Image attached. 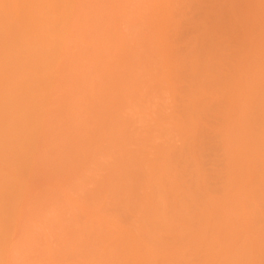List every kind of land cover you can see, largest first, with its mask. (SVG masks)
Returning <instances> with one entry per match:
<instances>
[{"label": "bare ground", "instance_id": "obj_1", "mask_svg": "<svg viewBox=\"0 0 264 264\" xmlns=\"http://www.w3.org/2000/svg\"><path fill=\"white\" fill-rule=\"evenodd\" d=\"M173 1L175 2V5H177L176 3L178 2V0H0V153L4 154L3 152H5L4 148H3L4 150L1 152V149H2L1 146L3 147L5 145L3 142L7 141V139H8V142H6L8 146H9L11 141H13L11 144H14V141L16 139H18L20 136L19 132L21 131V129L22 130L25 129V131H23L25 133L28 129L32 130V131H30V130L27 131L28 132L27 137H25L26 135H22V136H23V138L25 137V140H23V141H25L28 144L32 143V145H33V143H36L35 139L37 138V137L35 138V133L37 134V132H39L43 128L42 127L40 130H38L40 128V125H42L41 122H43V126L45 124H47L46 126H48L47 127L48 129H46V131L49 130L48 124H50L51 126H50L49 131H51V128L55 127V125L57 123V122H55V119L56 120L59 119L58 122H62V124H66V121L68 120L69 116L72 117L73 112L75 110L77 111L80 108V106L82 108L84 107V110L86 108L88 110H90L89 113L87 112V110H85L86 114L87 113L91 114L90 113L91 111L92 112L94 111V113L96 112L95 114H97V113L99 114V116L98 115L95 116L92 113V116L93 115L95 116L94 121H97L96 118H98V120H99V118L102 120V117H104L103 114H105L106 112L101 114L102 111L97 110L98 106L99 107L102 106L101 104H99V103H101L100 100L104 101L106 99H110V103H111L113 96L109 97V98L106 97L104 99H102V98L100 99V97H102L103 94L101 95L100 91H98V92L96 91V88H97L96 87V81H97V83L99 81L96 79H97L98 74L101 73L99 71L100 70L99 68L101 66H104V64H106L107 62L109 63L108 56H110V58H111L110 60H112V62H113V58H114V60H118L116 57H119V60L117 62H119V64H121L122 67L124 65L127 67L126 64H128L130 61H133L134 55L132 52L134 51L136 46H138L137 47L138 49H140L139 47H141V49L143 47V49L145 48L144 52L147 51V53H149V56H151V54H153L155 56L154 62L156 61V58L160 60V62H159V60L157 61V62H159L158 64L161 65V67H160L161 70H159V71L164 72L168 76L169 75L168 64H169V56H170V54H169L170 53L169 52L170 42L169 41L171 40V39L169 40L168 30L171 29V28H169V27H171L170 22H174L173 21V20H175L174 18H176V20L179 19V18H177V15L173 18V15H172L173 14L172 12H174V9H173L174 2ZM260 1L263 2V0H234V2L231 4L232 1L229 0V6L228 7L230 8V4H231V9H227L228 8L227 6H226L227 8H225L226 10L232 11L231 15H230L231 16L230 19H228V22L225 21L224 23L226 24V23H229V21L231 22V24L230 23L229 24H230V26H232V29L230 30L231 32L230 31H228V32L231 33V34L229 33L230 34L229 35L230 41L231 40H233V41L228 42L227 39L226 40L222 39V42L227 41L230 44H226L227 42H225L223 44H225L226 46L230 45L231 48H232L231 45L235 44V47L237 48V49L236 48L235 49H236V51L238 50V52H237V62H238L237 64H238V66H237V69L235 72V74H237V78L235 80V83H233L232 94L228 98V101L226 102V106L228 103V106H227V109H228L227 114L229 115L228 117L236 116V119H237L236 124H238V128L236 129L237 130V134L235 137L236 142H234V143H236V145L238 144L239 149L237 150V152H233L232 148L228 146V144L229 145L234 144V143L230 144V139L233 140L234 137L231 138V136H229L226 132L225 140L228 141L227 142L228 144H226V145L230 149V150H228L229 154H227L228 158L230 159V162L228 161V164H230V167H229L230 170L228 169V172H230V174L228 175L229 189H228V192H227L225 199H223V200L221 199V201H218V202L215 201V203L213 202V204L210 203L211 206L210 205L207 206L208 204L205 205V207L206 206L208 207V211L206 212V215L205 214L203 215L204 219L202 221L196 219V217H198V216H193V217H195V220L200 222V223L198 222L200 225V227L198 228V231L193 232V239L196 241L197 244L199 242V244H198V247H196V249L194 250L195 252L191 251L190 253H186V255L188 254V257H189V254L190 255L195 254L192 257L196 256L197 258H195L196 263H195V261H192L194 259L189 258L192 260H190V261L186 260V264L190 263L191 261L194 264H239V262L242 263L243 259L244 260H245V258L248 259V257L250 259V255L252 257L255 254V248L254 247H256V246H254L255 245L253 242L254 240H252V238L249 235H245V237H241L239 230L240 231L242 229L245 230L248 227L245 219L243 218V212H244V205H243L244 189L243 188L244 187L241 184H242V180H244V178H245V177L243 178V176L251 171L250 158L246 153L250 151V149H249L250 148L249 138L251 136L250 131H251V128L253 125L252 118H254L255 116H258L259 113L264 114V95H263L264 93H262V96H259V94L261 93V91H263L264 88L262 86L261 87L263 89H261V87L257 88V86H259L260 84L262 85V83H264V52H263L262 48H260L262 45L264 46V6H262L264 4L261 5ZM172 9H173V11H172ZM224 12H225V10H224ZM221 14H219V15H221ZM228 14H230V13H228ZM224 15L227 16L226 13H224ZM121 17H123L125 19V20L124 19L121 20L122 23H123V21H125L123 24V26L125 25L124 28L122 27V24L120 21ZM176 24H175V27H176ZM172 25H173V23H172ZM223 27H222V29H223ZM172 28L174 29L173 26H172ZM228 28H229V25H228ZM177 29H178V27H177ZM177 29H176V31H177ZM171 32L173 33V31L170 30V33ZM172 33L170 34L171 36H172ZM170 38H172V40H173V36ZM222 42L220 41V45ZM223 44H222V46H223ZM175 47H176V44H175ZM112 49H115L113 54H112V51H113ZM136 49H135V51H136ZM232 50H233V48H232ZM141 51H143V50H141ZM147 53H144V58H143L144 61L146 59L145 56ZM139 54H140V52H139ZM139 54H138V56L140 57L141 54L140 55ZM138 56H137V59L139 58ZM147 56H148V54H147ZM106 57H107V59H106ZM143 59H142V63L141 62L140 63L143 64V66H144ZM121 60H123L122 62L124 63V65L122 64V62H120ZM108 63H107V65H108ZM140 63H138L139 67H140ZM151 64L152 63H150V65L148 64V66H151ZM162 64H163V68H162ZM107 65H105V66L107 67ZM143 66L141 65V67H143ZM111 67L113 68L112 71L114 72V66H111ZM111 67L108 68V70L111 69ZM160 68H158V69H160ZM164 69H165V71H164ZM101 71L103 72L104 70H101ZM113 72H110V74L112 75ZM146 72H148V70H146ZM152 72H154V71H152ZM155 72H157V71H155ZM150 73H151V71H150ZM150 73L148 72V74H150ZM161 73H159V75H161ZM164 73H163V75H164ZM103 74H105V73H103ZM103 74H102V76H104V77L102 79H104V78L106 79L108 77L107 81L104 79L103 80L104 82H102L104 85L103 88L105 90H107V89L109 90V84L112 83L111 79H113V76H111L110 74L108 75V73H107L108 76H106V74L105 75H103ZM102 76H100V79ZM109 76H111V79H110L111 82H108L109 81L108 79L110 78ZM150 78H151V75H150ZM161 78L162 77H160V79ZM46 80H53L54 83L55 82L57 83V81H58L59 82V84H58L59 87H57L58 89L57 88L55 89L56 86L53 85L55 90L50 91L52 89L50 87L51 83L49 84V83L44 82ZM162 80H165V83H168L169 78H167V80H166V77H164ZM154 81H155V79H154ZM159 82H161V81L159 80ZM102 83H101V85H102ZM162 85H163V83H162ZM166 85L168 86V88L170 87L169 84H166ZM111 87H113L112 84H111ZM103 88H101L102 91H103ZM53 91H54V93H53ZM110 92H112V90ZM85 93H89V95L91 96V99L89 98L90 100L88 99V97H85V95H84ZM97 93H98V95H97ZM105 93H104V95H105ZM51 94H56V95H51ZM107 94H111V93H107ZM157 94H158V92H157ZM41 95L45 98L42 99ZM46 95H50L52 97L58 95V102H57L58 105H57V107L54 106V105H56L55 101H57L56 97L54 99L55 103H51L52 99H50V97H49V99H50L49 102L51 103V104L49 103L50 109L48 110L47 107H45V110L47 109V111L39 112V111L44 109L43 108L44 104L42 105V108H41V106H40L41 103H39V104L37 103L39 101L36 102L37 105L34 103L35 99H37L36 97L40 96L41 98L39 97V99H41V100L45 99L46 101L43 103H46L48 100L46 98L47 97ZM108 96H110V95H108ZM258 96H259L260 100H258ZM151 99H152V97H151ZM95 100L96 101L98 100L97 104H95L96 103ZM40 102H42V101H40ZM107 102H108V100H107ZM154 104H155V101H154ZM38 105L41 108V110H38V113H37L38 116L35 114H34L35 116L34 115L30 116L29 113H31V112L35 113V110L37 108H39ZM104 105H105V107H104ZM106 105L109 106V103L103 104L104 108L101 107L103 109V112L105 111L104 109H107ZM47 106H49V105H47ZM51 106H54L53 108H55V109H53V110H55L57 112V113H55V111H54L53 112L54 115L58 114L57 115L58 117L57 116H55L56 118L54 117L55 119L50 118V115L52 114V113H50L51 112ZM256 106H257V109H256ZM33 109H34V111H33ZM95 110H97L98 112ZM26 113L28 114V116L25 115ZM39 113H41V114L39 115ZM76 113H78V112H75L74 114H76ZM81 113H82V111H81ZM107 113H109V112L107 111ZM147 113H149V112H147ZM74 114H73V116H74ZM24 116H26L28 118L30 117V122H31V117L32 118L35 117L36 118L34 120L35 122H31L32 124L33 123L34 124L30 125L31 123L29 122V119H27ZM80 116H83V115H80ZM89 116L91 117V115H89ZM74 118H75V116H74ZM79 118L80 119H78V120H82L81 117H79ZM86 118L84 120H86ZM46 119H48V120H46ZM91 119H92V122H94L93 118H91ZM91 119L88 121L90 122ZM106 119L109 122V119L108 118H106ZM101 120H99L98 122H100ZM44 121L46 122L45 124H44ZM53 121H54L55 125L52 126ZM102 121H104V120H102ZM69 122H72L71 119H69ZM78 122H80V121H78ZM78 122H77V124H78ZM101 122H100V124L102 126H104L103 125L104 122L103 123H101ZM38 123H40V125ZM67 123H68V121H67ZM73 123L74 122H72V124ZM94 123H96V122H94ZM62 124L60 127H63V129L68 127V126H65ZM85 124H88V123H86V121H85ZM67 125H70V123H68ZM37 126H39V127H37ZM56 126H58V124ZM77 126H80V125H77ZM70 127H71V125H70ZM75 127H76V123H75ZM91 127H89V128H91ZM19 128H21V129H19ZM55 128H57V127H55ZM55 128L52 129V130H54L53 133L55 131H58L57 129L55 130ZM82 128H80V129H82ZM92 128L94 129L95 127H92ZM104 128H105V126H104ZM107 128L108 127H106V129ZM13 129H14V131L19 133V134H17L15 132V137H16V135H18V138L16 137V139L12 138L14 136V134H13L14 131H12ZM58 129H59V127H58ZM72 129H75V128H72ZM106 129H103V130L108 132V130H106ZM18 130H20V131H18ZM44 130L42 129V131H44ZM75 130H77V129H75ZM96 130H94V131H96ZM99 130H100V127H99ZM101 130H102V128H101ZM34 131H35V133H34ZM102 131H98V132L105 135L104 133H102ZM109 131H111V130H109ZM23 132H21V133H23ZM58 132H62V131H58ZM64 132H62V134H64ZM72 132L78 133V131L76 132L74 130ZM72 132H68L69 133V135L67 134L68 138H69V136L72 137V134H70ZM49 133L51 134V132H49ZM55 133H57V132H55ZM11 134H13V136L9 137ZM43 134H42V136H43ZM47 134H48V132H47ZM58 135H61V134L59 133ZM78 135L80 137L81 134L79 133ZM107 135H109V134H107ZM107 135L105 137H107ZM42 136L39 135V137H42ZM45 136H47L46 138H48V135H45ZM52 136H54V135H52ZM85 136H87V135H85ZM88 136H89V134H88ZM95 136H96V134H95ZM99 136H100V134H99ZM60 137H57V139L63 138V140H65L67 138V137H64V135H61ZM75 137H76V139H75ZM79 137L74 135V137H72V139L74 138L75 142L74 143L72 142L74 140L71 141L72 145L74 144L77 146L76 147L77 150H75V151L73 150L74 149L73 147H75V146L70 147V148L72 150V154L77 151L80 155L79 157H81L82 150L84 152V148H86L87 145H86V147L84 146V148H83L82 145H80L82 143L81 142L82 140L80 141ZM10 138H12V140H10V142H9ZM20 138H22V137H20ZM49 138H51V137H49ZM86 138H88V137H86ZM110 138H112V137L110 136ZM235 138H234V141H235ZM92 139H90V142H93ZM108 139H106V140H108ZM39 140H41V138H39ZM61 141L62 140H60L59 142H61ZM110 141H112V140L109 139V142L107 141L108 144H110ZM42 142H44V141L42 140ZM53 142H55V140ZM53 142L51 141V143H53ZM65 142H66V140L64 141L63 144H65ZM86 142H88V141H86ZM90 142L88 144H90ZM56 143H58V141H56ZM167 143H169L168 139H167ZM11 144H10V146L12 147ZM28 144L26 146V145H24V142H23V146H26V149L24 148L26 151L24 149H22L23 151L19 149L21 154H22V152L23 153L26 152L27 154H29L31 151L27 150L28 147L34 148V147H32V145L28 146ZM45 144H47V143L45 142ZM165 144H166V142H165ZM19 145H20V143H19ZM65 145H67V144H65ZM79 145H80V147H82L81 148L82 150L78 148ZM83 145H85V142L83 143ZM38 146H40V150H41L42 146L37 144V147ZM47 146L54 148V146L52 147V144L47 145ZM55 146H57V145L55 144ZM88 146H91V145H88ZM164 146H166V145H164ZM4 147H6V146H4ZM16 147H17V145H16ZM16 147H14V150L16 149ZM58 147H59L58 153L54 152L55 155L58 154L60 156V154L62 152L64 153V151L69 150V148L67 149L66 148L67 146H65L64 148H66V150L59 153L61 146L59 145ZM105 147H108V145ZM7 148H8L7 150L9 151L10 147H7ZM89 148L90 147H88L86 149H89ZM38 149H39V147H38ZM78 149L81 151H79ZM7 150H6V152H7ZM17 150H18V148L16 149V151ZM35 150H33V151H35ZM42 150L40 151L41 153L43 152ZM61 150H63V147L61 148ZM71 150L69 151L70 153H71ZM91 150H94V149H91ZM96 151L97 150L93 151L92 153H95ZM101 151H103V150L101 149L100 151L96 152L97 155H98V153L100 154ZM47 152H50V151H48V149H47ZM52 152H53V150H52ZM11 153H13L15 155L19 154V156H20L19 152L14 153L12 150ZM39 153H37V154L40 155L41 153L40 154ZM65 153H67V152H65ZM105 153H107V152H105ZM13 154H11V156L15 157V155L13 156ZM27 154L26 155L22 154L23 157L18 156L17 159L22 157L23 159L26 158V160H28ZM35 154H36V152L34 153V156H37ZM44 154L45 153H43V156H44ZM77 154L76 155L74 154L73 158H75V156H77ZM84 155L87 156L86 153H84ZM84 155H83V159H84ZM29 156H30V154H29ZM34 156H32V157L34 158ZM48 156H47V159H48ZM12 157L10 160H12ZM92 157H93V154H92ZM22 158L19 160H22ZM40 158L45 159V156L44 157L41 156ZM40 158H38V159H40ZM102 158H105V157H102ZM155 158L153 160L154 163H155ZM6 159L8 160V162L10 161L9 158H6ZM35 159L36 158L32 159L31 161L33 162V160H35ZM69 159L71 160L72 157H69ZM81 159L82 158H80V160ZM0 160H1V162L3 161L2 158ZM14 160H16V159H14ZM58 160H59V164H60L62 161L60 162V158ZM58 160L54 159L55 163H57L56 161H58ZM70 160H68L69 163H71L73 165V162L72 161L70 162ZM75 160H76V158H75ZM84 160H82V161H84ZM31 161L28 163L27 161L23 160L22 162H27L28 165L30 166L32 163ZM36 161L38 162L37 159H36ZM49 161H50V163H48ZM49 161L45 160V162H43L40 160V162L39 163L36 162V164H35V162H33V165H35V168L36 167L38 168V166H36V165H39L42 162V164L45 163L44 166L46 169V163L51 164L50 166H52V163L54 162V161L53 162L51 161V158L49 159ZM64 161H63V163H65V162L66 163L65 164L62 163L63 164V165L61 164L62 167L64 165L65 166L68 165V162L67 161L64 162ZM153 161H149L148 164H151V162H153ZM22 162H19L20 166H22L21 165ZM2 163H3V165L1 164L2 167L4 166V163H5V165H7V162H2ZM14 163H16V162H14ZM14 163L12 162L11 164L13 165ZM19 163H17V165H19ZM74 163H75V161H74ZM84 163H86V162H84ZM23 164H25V163H23ZM99 164H97V165H99ZM148 164H146V165H148ZM28 165L26 164L25 166H28ZM94 165H96V164H94ZM97 165L95 167H99ZM29 166L27 169L34 167V166H32V167L31 166L29 167ZM54 166L56 167V165H54ZM76 166H78V165H76ZM4 167L6 170L7 169L9 170L15 166L8 168L9 166L7 165ZM68 167H70V164H69V166H67V170H68ZM116 167L117 166H115V168ZM163 167H164V165L162 166V168ZM19 168H21V167H19ZM22 168H23V166H22ZM71 168H73V166H71ZM85 168H87V167H85ZM120 168H121V166H120ZM164 168H166V167H164ZM27 169H23V170H25L28 173ZM51 169L54 170L55 168H51ZM97 169L98 168H96V173L98 172ZM117 169L120 171L119 167H117L115 169V171L113 169L110 170V168H109V170L112 172L113 171L117 172L116 171ZM140 169H142V168H140ZM153 169L154 168L151 167L149 170L152 171V173H153V171H155ZM31 170L32 169H30V171ZM33 170H34V168H33ZM35 170H37V169H35ZM41 170L43 171V169H41ZM79 170H82V169H79ZM128 170H130V168ZM3 171H5V170L0 169V174L2 176L4 174L5 177H2L0 175L1 176L0 179L3 180V178H4V180L6 179L7 181H9L10 179L11 180H10V182H6V183H3V181L0 182V186L3 183L5 185H7V187H9L8 184H11V182L14 183L16 179L17 180L20 179V178H17L18 174H16L15 171H14V173H12V172L6 173V171L5 172H3ZM10 171H12V170H10ZM30 171H29V173H30ZM64 171H66V170H63L62 173ZM83 171H84V169H83ZM94 171H95V169H94ZM125 171L128 172L129 174L123 173L124 174L123 176L124 177L129 176L130 172L127 171V169ZM23 172L20 174L24 175ZM31 172L35 173V171H31ZM85 172H86V170H85ZM112 172H110V173L112 174ZM121 172H123V170ZM137 172L138 171H136V173ZM73 173L71 172V174H73ZM77 173H78V171H77ZM77 173H75V174L77 175ZM156 173H154V174H156ZM161 173H165V172L163 171ZM161 173H159V174L161 175ZM15 174L17 176H15ZM31 174H33V173H31ZM75 174H74V176H75ZM90 174H91V172H90ZM134 174L135 173L133 172L130 177L133 178ZM142 174H143V172H142ZM150 174H151V172L146 174V176H148ZM159 174H156L155 175L156 178L155 179L153 178V180L155 182V180H157V178H158L159 183H161V184L158 183V185L160 186L159 190L161 192L162 191L165 192L167 189V188H165L166 185H164V183H162V181L160 182V180L162 178L161 176L164 177V175L162 174L160 176ZM42 175H43V173H42ZM54 175H56V174H54ZM84 175L87 176L88 175L87 172H86V174L84 173ZM135 175L138 176L137 174H135ZM139 175H140V173H139ZM171 175H173V174H171ZM51 176L53 178V175H50L48 177H51ZM78 176L80 177V173L78 174ZM78 176H77V178H78ZM113 176H115V175H113ZM108 177H109V175H108ZM108 177L105 179L108 180ZM152 177H153V175L151 174L150 178H152ZM173 177L175 178V176H173ZM52 178L51 179L48 178V180H50L49 182H51ZM88 178L85 177L83 179H85V181H86V179H88ZM90 178H92V176H90ZM121 178H122V176H121ZM37 179L39 180V178H37ZM73 179L75 180V178H73ZM83 179H81V181H80L81 183H79V185L82 184ZM92 179L95 180L96 183L99 182L98 179H94V178H92ZM105 179H104V182H105ZM113 179H109V180L111 181V183L114 184L116 181L114 182ZM145 179H147V178H145ZM149 179H148V181H149ZM169 179H171V178H169ZM33 180H35V179H33ZM44 180H46V179H44ZM44 180H42L43 183H44ZM134 180L137 181L138 179H136V177H135ZM141 180H143L144 183H146L145 182L146 180H144V179H141ZM175 180H172V181L178 182L176 178H175ZM77 181H75V182H77ZM87 181L89 182V180H87ZM91 181H90V183H91ZM95 181L93 183L95 185H98L95 183ZM143 181L141 183H143ZM158 181H156V182H158ZM27 182H28V180H27ZM31 182L32 181H30V183ZM63 182H64V180H63ZM78 182H77V184L72 182L73 183V184L71 183L73 185L72 188H70V187L65 188L66 187L65 183H64L65 187L58 185L56 188H54V189H56L54 193H56L59 190L62 192L61 194H63V198H64L63 200H65V202L67 203L66 205H68L69 208H71L72 213H73L71 216H73V219L75 218V222H76V220L80 221V222L77 221V224L79 223V228L77 227L76 232L73 231L75 233L69 232V231H72L71 230L72 228H70V229L68 228L66 230L68 232L63 231V233L64 232L69 233V235L66 234L67 236L60 237V240L58 239L59 241L58 240H57V242L55 241V244L58 243L57 246L56 245L54 246V244H52L53 241H51L52 239L48 238V236L51 237L50 236L51 234H49V233H51L52 231L51 232L48 231L49 232L48 233L47 229H45V228L49 229L50 227H48V226H51L55 222L53 220H56V223L58 220V222L60 223V226L57 223V224H54V227H55V225H58L59 228L62 229L61 227L63 226L62 230H64V228L68 225V224L66 225L65 223H63V225L61 224V222L64 221L62 219L64 217L63 216L64 214L62 215L63 217L59 216L60 211L62 210L59 208L60 205L59 206L57 205L58 206L57 207L56 204H53V202L52 203L49 202V204H48L47 199H46V201L43 199H39L40 200L39 201L38 200L39 195L36 196L37 194H29L32 191L27 193L29 195H26L24 193L25 195L24 194L21 195L20 197H18L17 200L14 198L16 200V201L14 200L15 203L12 202V200H11L12 204H10V205L8 204L7 206H9V208L7 206H6V208H8L10 210L11 209L10 206H12L14 204V207L12 206V209L10 211H12L13 209L15 211V213L12 214V216L14 215L13 219H15L13 221H14V223L16 222L15 223L16 229L14 230V233L19 232V234L16 233V235H17V238L15 235L16 240H12V242L10 241L11 243H13V245H11L10 242H5L8 244L10 243L9 245H7V244L3 245L4 243H1V245H0L1 246L0 247V264H174L173 260L175 261V259H173V258L178 257L177 254L179 252V247L174 245L175 243L173 244L171 239H168V238H172L173 236L167 237L165 239L163 237L160 238V237L154 236V234H155L154 231L159 230L158 229L159 218L155 217L154 219L153 218L151 219L150 217L152 216L151 212L153 215H155L156 214L155 212L158 209H156L155 211L152 209H151L152 211L148 210L150 212L151 216L150 215L148 216L149 213L148 214L146 213L147 214L146 219H148L149 228H150V231H149L148 229H146L147 227L145 228L141 222L139 224L137 223L138 225L136 224V222L140 221V218H138V216L140 214L137 216V214L132 211V208H130V206L125 210V213L127 214L126 211L131 209V210H129V212L131 211V212H133V214L135 213L136 214L135 216L139 220L138 219L136 220V218H135V219H133L135 221H133L131 219L130 215H128L130 217V219L128 218L129 220L124 222L123 219H121V217L119 218L117 213H114V215L116 216V214H117V217L119 219L110 214L112 209L113 210L117 209V208H115L116 206L114 208L111 207L112 209L111 210L109 209L110 213H108L106 211V209H104L105 206H104L103 202H101L102 200H99L101 203H97V201H95V199H94V201H91V202L89 201L90 198L92 197V196H90L92 193L89 195L90 198H89V196L87 197V198H89V200H86L87 198H80L81 193L79 194L78 191L81 190V187H78L79 186ZM117 182H116V184H117ZM150 182L151 181H149L147 183H150ZM119 183L120 182H118V186H120ZM86 184H88V183H86ZM116 184H115V186H116ZM124 184L126 185L125 182H124ZM124 184H123V186H124ZM133 184H135V182ZM138 184H140V183L138 182ZM173 184H174V182H173ZM175 184H177V183H175ZM5 185L3 187H5ZM18 185H19V183L15 187L10 186L9 188L12 187L15 189L16 187H18ZM27 185L28 186H26V187L28 188L29 183ZM82 185H85V184H82ZM99 185H102V184H99ZM123 186H121V187H123ZM140 186L141 185H139V188H140ZM144 186H142V187L144 188L143 190L145 191L146 187H144ZM146 186H148V188L151 187V186L149 187V184ZM167 186H169V185H167ZM24 187H25V183H24ZM30 187H31V185H30ZM102 187H104V186H102ZM105 187H106V185H105ZM113 187H114V185L112 186V189H113ZM131 187H133V185ZM5 188H0V194L3 191H5ZM88 188L91 189L90 187H88ZM98 188H96V189H98ZM117 188H119V187H117ZM156 188H158L157 185H156ZM181 188H183V187L178 188V190H182ZM18 189L19 190H16V191L21 190V192L23 193L22 189H20L19 187H18ZM73 189H75L74 192L78 193L80 197L79 196L76 197V196L72 195L71 192H69V191H72ZM94 189H95V186H94ZM112 189H111V186L108 188V190H112ZM140 189H142V188H140ZM199 189H201V187ZM23 190H25V188ZM27 190L28 189H26V191ZM136 190L138 192L139 189H136ZM136 190L134 188V191H136ZM146 190H148V189H146ZM150 190H151V188H150ZM170 190H172V189L170 188ZM34 191H36V190H34ZM49 191H51V190L49 189ZM52 191H53V189H52ZM81 191L84 192V189H82ZM106 191H107V189L105 188V191H104L105 194H106ZM116 191H117V189L114 192L116 193ZM119 191H122V190H119ZM123 191H125V193H126V190L123 189ZM167 191H168V195H169V192H170L169 189ZM192 191L193 190H191V192ZM201 191H203V189ZM6 192H7V194H10V193H8V188H6ZM13 192H12V194H13ZM59 192H57V194ZM88 192H92V191L88 190ZM131 192L129 194H131ZM152 192H153V190H152ZM18 193L20 194V192H18ZM84 193L87 194L86 190ZM84 193H82L83 196H84ZM122 193H124V192H122ZM158 193H159V191H158ZM181 193H182V191H181ZM183 193L191 194V193H189V190L187 192H185V190H184ZM47 194H46V198L48 196ZM132 194H131V198H132ZM143 194H146V193H143ZM149 194H150V192H149ZM175 194H177V193L175 192ZM2 195L5 196L6 194H2ZM2 195H1V197H2ZM49 195L52 197L51 192L49 193ZM59 195L60 194H58L57 196H54V194H53L54 198H57ZM125 195L127 196V194H125ZM135 195H136V192H135ZM148 195H147V197H145V200H146V198L149 197ZM6 196H5V198H6ZM14 196H16V195L14 194ZM34 196H36L38 198L34 199L35 198ZM101 196H102V198H104V196L102 194H101ZM113 196H116V195H113ZM120 196H122V195H120ZM166 196H167V193H166ZM59 197L61 198V196H59ZM189 197H190V195H188V198ZM5 198H3V199L6 200ZM10 198H9V200H10ZM54 198H52V200ZM102 198H100V199H102ZM117 198H118L117 196L114 197V199H117ZM133 198H134V196H133ZM151 198L153 199V197H151ZM190 198L192 199V197H190ZM49 199H51V198H49ZM41 200H43V201H41ZM91 200H93V199L91 198ZM119 200L121 203L122 202H123V204L125 203L122 199H118L117 202H119ZM140 200L138 199V201H140ZM158 200H159V198H158ZM44 201L46 202V204ZM56 201L57 200L55 199L54 202L56 203ZM114 201L116 202V200H114ZM128 201H130V200L128 199L126 202H128ZM134 201L135 200H133L132 202L134 203ZM148 201H150V200H148ZM117 202H116V204H118V206H120L119 205L120 203H117ZM168 202H170V201H168ZM171 202H172V200H171ZM59 203L60 202L58 201V204ZM105 203H107V202H105ZM133 203L132 204L130 203L131 205H133L132 207H134ZM144 203H145V201H144ZM112 204H111V206H113ZM140 204L142 205V203H140ZM4 205H6V203ZM66 205H64V207L62 206L64 212H65L64 208ZM126 205H129V204H126ZM148 205H150L149 202H148ZM173 205H175V207H176L177 202H174ZM68 206H66L67 209H68ZM137 206H135V207H137ZM186 206H185V208H186ZM152 207H155V206L153 205ZM179 207L181 209V206H179ZM2 208L0 207V210H2ZM6 208H4V209L6 210ZM107 208H109V207H107ZM122 208H120V209H122ZM139 208H138V211H140ZM165 209H167V208L165 207ZM177 209H178V206H177ZM141 210L143 211V209H141ZM14 211H12L11 213H13ZM148 211H146V212H148ZM153 211L155 214L153 213ZM166 211H168V210H166ZM69 212H71V211L69 210ZM4 213H6V211H4ZM4 213H2L3 216H5V215L10 216L9 212H7L5 215H4ZM46 213L47 214L49 213L50 215H47ZM78 213L80 215H78ZM142 213H144V212H142ZM174 213H176L175 209H174ZM126 214H125V216H126ZM176 214L178 215V213H176ZM65 215L67 216L68 214H65ZM12 216H10V217H12ZM164 216H165V214H164ZM203 216L201 218H198V219H202ZM59 217H62V218H60V219H62L61 222L59 221L60 220ZM167 217H169V216H167ZM178 217L179 216H177V218ZM2 218L0 216V220ZM191 218H192V216H191ZM120 219L122 222L120 221ZM179 219H180V217H179ZM187 219H189V218H186V220ZM10 220H12V219H10ZM169 220L170 221L172 220V215H171V218ZM47 221H49V222L53 221V222L49 223L50 225H48ZM145 221H147V220H144V222ZM160 221H162V220H160ZM182 221H183V219H182ZM3 222L4 221H2V220L0 221L1 224ZM9 222H11V221H9ZM70 222L72 223V221H70ZM166 222L169 223L168 219L166 221H163V223L170 227L169 224H171V222L169 224H167ZM12 223L13 222H11V224ZM17 223H18V226H19V223L23 224V225L22 224L20 225V226H22L21 230L19 229L20 226L17 227ZM172 223H174V222H172ZM30 224L33 227H31ZM45 224H46V227L44 226ZM4 225H5V223H4ZM72 225H75V224H72ZM162 226L163 227H160V230L157 232V233L161 232L160 235H162V233H164L163 232L164 230H166L165 233H167V230L171 231V229L173 228V226H171L172 228L169 229V227L167 226L168 229L162 230V228H165V225H162ZM187 226L188 225H186V227ZM181 227H183V226H181ZM181 227H180V229H181ZM186 227H184V229H182V230H183V232L186 230L185 232L187 233V235H188V233L190 234V232L193 229H197V228L192 229L191 225L189 228L187 227V229H185ZM59 228L55 227L56 231L59 232L60 230H57ZM177 228H179V226L178 227L174 226V229L177 230ZM18 229L20 231H17ZM44 229H45L46 233L43 231ZM188 229H190V230H188ZM35 231L37 234L35 233ZM40 231H42V232L40 233ZM53 231H54V229H53ZM56 231H54V234H52L53 236L55 235ZM170 231H168V233ZM0 232H1V230H0ZM176 232H178V231H176ZM180 232H182V231H180ZM12 233H10V234H12ZM14 233H13V235H14ZM59 233H60L59 236L64 235V234H62V232H59ZM59 233H57L55 235L56 238H57ZM41 234H44V236H45V238L42 237V238H44V242L40 237L38 238V236H41ZM167 234H166V236H167ZM160 235H158V236H160ZM59 236H58V238H59ZM55 237H53V239ZM188 237H190V236L188 235ZM191 237L186 239L187 241L190 240V244L193 243V242H191L192 241ZM179 238H180V236L178 237V239ZM39 239H41V240H39ZM172 239L175 240L176 238H172ZM38 240L41 242H39ZM54 240H56V239H54ZM181 240H185V237L183 238L181 236ZM181 240H180V243H182ZM208 240H209V242L212 243V245L207 244ZM177 241H179V240H177ZM157 242H160V244H162V245L158 246ZM26 243H28V244L31 243V245H34L35 249H34V247H32V248H29V250H26L27 249V247H25L27 245ZM183 244H184V242H183ZM28 247H30V246H28ZM21 248H22V250L25 249V250H23V252L25 251L26 253H30V250L34 249L32 251L35 253L32 252L34 255L33 256L31 255V257H30V259H32L31 262L30 261L26 262L25 259L23 260L22 263L19 262V260L17 258L18 255L19 256L21 255L22 259L24 257L26 258L28 255L30 256V254H28L27 256H26V254H23V255H25V256H23L22 250L20 251ZM27 251H29V252H27ZM184 251H186V250H184ZM187 251H188V247H187ZM19 252H20V254H19ZM201 252H204V255L199 256V254H201ZM191 253H193V254H191ZM63 255H65L66 258L63 257ZM68 255L69 256L71 255L70 259L72 261H70V259H68V257H69ZM29 256H28V259H29ZM183 256L185 257V254ZM183 256L182 255L179 256V261H180V257L182 258ZM188 257H186V258H188ZM63 258H65L66 260H64ZM255 258H257L256 255H255ZM249 259H248V261H249ZM176 260H177V258H176ZM182 260L183 259H181V261ZM182 262H184V260ZM182 262L180 264L185 263V262L184 263H182ZM192 262L190 264H193ZM256 262L257 261H255V263ZM251 263H253V259H252ZM255 263H253V264H255ZM177 264H179V263H177Z\"/></svg>", "mask_w": 264, "mask_h": 264}, {"label": "rangeland", "instance_id": "obj_2", "mask_svg": "<svg viewBox=\"0 0 264 264\" xmlns=\"http://www.w3.org/2000/svg\"><path fill=\"white\" fill-rule=\"evenodd\" d=\"M230 1H232L231 4L234 2V0H230ZM176 4L177 5H175V2H174V7H173L174 12H172L173 13L172 15H173V18L177 15V18H179V19H177L178 20L177 21L176 18H174L176 21L173 20L174 22H170L171 23L170 24L171 27H169V28H171V29L168 30L169 40L171 39L169 41L170 42V47H169L170 56H169V64H168V69H169V75L168 76L164 72L161 71L162 72L161 73L159 71V70H161V68H160L161 65L158 64L160 62V60L156 58V61L154 62L155 56L153 54H151V56H149V53H147V51L144 52L145 48L143 49V47H142V49H141V47H139L140 49H138L137 48L138 46H136L137 49L134 47L136 49V51L134 49V51L132 52L133 55H134L133 61H130L128 64H126L127 67L122 62L123 60L120 61L124 65L123 67L121 66V64H119V62H117L119 60V57H116L118 60H114V58H113V62L115 61L114 62L115 64H114L112 62V60H110L111 59L110 56H108V60H109V63L107 62L108 65L106 63V64H104V66H101L102 68L101 67L99 68L100 69L99 71L101 73L98 74L97 79H96V80H99L98 83L96 81V87H97L96 91L97 92L100 91L101 95L103 94L102 97H100L101 95L99 94L100 95L99 96L100 99L101 98L104 99L106 97L109 98V97L113 96L111 103H110V99H106L104 101L102 100L103 102L99 99L101 103H99V102L98 103L101 104L102 106L99 107L97 105L98 106L97 110L98 111L99 110L102 111L101 114L106 112L105 114L107 116L105 114H103L104 117H102V120H104V121H102L99 118V120L102 121V122L100 121L101 123L104 122L103 125L105 126V128H104V126H102L100 124V122H98L99 121L98 118H96L97 121H94L95 120L94 117L96 115L99 116L98 113L95 114L96 112L94 113V111L93 112L91 111L90 112L91 114H88L90 110H88L86 108L85 110H87V112H88L86 114V111L84 110V107L82 108L81 106L79 108L80 110L77 108L78 110L77 111L75 110L73 112V114L75 112H78V113L74 114L75 118H74V116L72 114V117L69 116V118L67 120L68 123H70L71 127H70V125H67L68 124L67 121H66V124H62V122H58L59 121L58 118H57L58 120L55 119L56 118L55 116H57L58 114L54 115V113H53L55 111V110H53V109H55L53 107L54 106L57 107V105H58V103H57L58 102V95L57 96H53V97L50 96V95H46L47 96L46 98L48 99L47 102H46L47 104L43 103V102L46 101L45 99L44 100L39 99L40 96L36 97L37 99L34 98L35 99L34 103L36 104V102L39 101L37 103L38 104L41 103L40 104L41 108H42V105L44 104V107H43L44 109L41 110L40 106L38 105L39 108H37L35 110V113L31 112L32 114L29 113V115L30 116H32L34 114L37 115L38 110H41L39 112L47 111V109L48 110L50 109V104L56 102L55 103L56 105L51 106V112L50 113H52V114L50 115V118H54L55 117L54 119H55V122H57L56 125L58 124V126H56L54 121H53L52 122L53 123L52 126L55 125V127H57V128L52 127L51 131H49L51 125L48 124L49 125V130L46 131V129H48L47 128L48 126H46L47 124H45L46 123L45 121L48 120V119H46L44 121V124H45L44 126H43V122H41L42 125H40V123H38L40 125L39 129L37 128L39 126L36 127L38 130H40L42 127H43L42 128L43 130L45 129L44 131H42V129H41L39 132H37L35 130L37 132V134L34 131L35 138L37 137L36 138L37 140L35 139V141H36L37 144L42 146L41 147V150L43 149L42 153L40 152L41 151L40 150V146H38L39 147V149H38L36 143H33V145H32V143L28 144L25 141H23V140H25V137L28 136L27 135L28 134L27 131L30 130V129H28V130L26 129L27 130L26 133L23 132V131H25V129H24L25 127L23 128L24 130L19 128V129H21V131L18 130V131H20L19 132L20 133L19 138H18V135H16V137L18 139H16V137H15V132L16 131H14V129L12 130V131H14V133H13L14 136H13V134H11L9 136V137L13 136L12 138H15L16 139L15 141L17 143L21 140L19 142L20 145H19V143L17 144L15 141H14V144H11L13 141L10 142V140H12V138H10L9 142L12 145V147L10 146V144L8 146L7 143H6V142H8V139L6 138L7 141L3 142L5 144L4 146H6V147H4V146L2 147L1 146V148H2L1 152L5 149L4 150L5 152H3L4 154L0 153V157L3 159L2 162H7V165L9 166L8 168H11L12 166H15V167H12L11 169H9V170L7 169L6 170L4 166H7V165H5V163H4V166H3L4 168H3L2 167L3 163L0 160V162H1L0 163V166H1L0 169H4L6 171V173H11V172L14 173V171H15V173L18 174L19 177L16 174H15V176H17V178H20V179H18V180L16 179L14 183L11 182V184H8V185H9V187L10 186L15 187L19 183L18 187L20 189H22L23 193L21 192V190L20 191H16V190H19L18 187H16L14 189L12 187L9 188V187H7V185L3 184V183H6V182H10L11 179L9 181H7L6 179L4 180V178H3V180L0 179V182L3 181L2 185L0 186V188H5L6 187V188H8V193H10V194H7L6 188H5V191H3V192L1 191L2 193L0 194V197H1L2 194H6L9 198L13 195L10 198V200H9V198L6 195H5L6 198H5L4 195H2V197L5 198L6 200H4L2 197H1L2 199L0 198V201L2 200L0 202V207L1 208L3 207L2 210H0V212H1L0 216H1V218L3 217L1 220L4 221L2 224L0 223V225H1L0 226V230H1V232H0V240H1L0 241V245H1V243H4L3 245H5V244L9 245L12 242V240H16L15 239V235H16L17 232L14 233V230L16 229V226H15L16 222L14 223V221H13V220H15V219H13L14 215L12 216V214H14L15 211H14V209L12 210V211H14L13 213H11L12 211H10L12 209V206L14 207V204L12 206H10V208H11L10 210L8 209L9 206H7V205L8 204L9 205L12 204L11 200H12V202L15 203V201L18 199V197H20L24 193L26 195L37 194L36 196L39 195V198L34 196L35 197L34 199L38 198V200L39 199H43L45 201L47 199L48 204H49V202H51V203L53 202V204H56V206L60 205L59 208L62 209V210L60 211V215L59 216H62L64 214L63 215L64 217L63 216H62L63 218L59 217V219L62 218L64 221L61 222L62 219H60L59 221L61 222L62 225H63V223H65L66 225L68 224L67 225L68 227L64 224L67 228L64 226L65 228H64V230H62L63 229V226H62L61 227L62 229H60L59 228L60 223L58 222V220H57V223H58L59 226L55 225V227H58L59 229H57V230H60L59 232H62V234H64V235L59 236L60 233L58 231H56V229L54 227V224H57L56 220H53V221H55L52 224L53 226L52 225L48 226V227H50L49 229L45 228V229H47V232L48 231H50V232L52 231L51 233L48 232L49 234H51L50 235L51 237L48 236V238L52 239L51 241H53L52 244H54V246L58 245V243L55 244V241L57 242L58 239L60 240V237H64V236L69 235V233H65V232L63 233V231H66L68 228L69 229L72 228L71 229L72 231H69V232L75 233L76 230H77V227L79 228V223L77 224V221H79V220H76V222H75V218L73 219V216H71L73 214L72 210H71V208H69L68 205H66L67 203L65 202V200H63L64 199L63 198V194H61L62 192L60 190H59L60 192L59 191H57V192H59L58 194H60L59 196H61V198L59 196H58L59 198L58 197L54 198V196L58 195L57 192L54 193L55 190H56L54 188H56L58 185H61L62 187L63 186L65 187V184H66L65 188H67V187L72 188L73 187V185H72L73 183L77 184V182L79 181L78 182V185H79V183H81L80 182L81 179H83L85 177L86 178L89 177L88 179H86V181H85V179L82 180V184H85V185L80 184L81 186L79 185L78 187H81V190L84 189V192L86 190V193L88 192V190H90L92 192H88L87 194H85L84 192H82L80 190L78 192H79V194L81 193L80 194L81 197L79 196L78 193L74 192L75 189H73L72 191H69V192H71L72 195H74L76 197L79 196L80 198H87L92 193L90 196H92L91 198L93 200H91L90 196H89L90 200H89V198H87L86 200H89L91 202V201H94V199H95V201H97V203L103 202V204L105 206L104 209H106V211L108 213H110V210L116 206L115 208H117V209H114V210L112 209L111 210V213H110L111 215L115 216L114 213H117L119 218L121 217V219H123L124 222L129 220L130 217H131L132 220L135 219V218H136V220L138 218H140V221L136 222V224L137 223L139 224L141 222L144 225L145 228L147 227L146 229H148L149 231H150L149 223H148V219H146L147 218V214L149 213L148 214V216H149L150 215L149 211H152V210L155 211L156 209H158L155 212L156 214L153 211V213L155 215H153L152 212H151L152 216L150 215L151 219L152 218L154 219L155 217L159 218V220H158L159 221L158 229L160 230V227H163L162 225H165V228H162V230L168 229L167 228L168 225L163 223V221H166L167 219H168L169 223L171 222V224L166 222L167 224L170 225V227L168 226L169 229L172 228L171 226H173V228L171 229V231L167 230V233H168V231H170L169 232L170 234L169 233L168 234L165 233L166 230H164L163 231L164 233H162L163 236L160 235L161 232L157 233L159 231L157 229L158 231H156V230H155L156 232L154 231V233H155L154 236H157V237H160V238L163 237L164 239L167 238V237H172V236H173L172 238H176L175 239L176 241L173 240L172 238H168V239L172 240L173 244L175 243L174 245L179 247V252L177 254L178 257L173 258V259H175V261L173 260V263L174 264L175 263L176 264L177 263L180 264L184 260L185 263L184 262H182V263L186 264V260H188V261H190L192 259H194L192 261L196 260L195 258H197V257L196 256L192 257V256L195 255V254H193L195 252L194 250L196 249V247H198V244H199V242L197 244L196 241L193 239V232L194 231H198V228L200 227V225H199L200 222L197 221V220H201L202 221L204 219L203 215L204 214L206 215V212L208 211V207L207 206H209V205L211 206L210 203L213 204V202L215 203V201L218 202V201H221V199L222 200L225 199V197L227 195V192H228V189H229V178H228V175L230 174V172H228V169L230 170V168H229L230 164H228V161L230 162V159L228 158L227 154H229L228 150H230V149L226 145V144H228L227 143L228 141L225 140V137H226L225 134L227 132V134L229 136H231V138L232 137L235 138L236 134H237V130L236 129L238 128V124H236L237 123L236 116L228 117L229 116L227 114L228 103H227V106H226V102L228 101V98L232 94L233 83H235V80L237 78V74H235V72H236V69H237V66H238V64H237L238 63L237 62V52H238V50L236 51L237 48L235 47L234 43H233L234 45H231L233 50L230 47V45L226 46L225 44H223V43H225L227 41L228 42H232L233 41V40L230 41V36H229L231 34L230 30L232 29V26H230L231 22L229 21L230 24L229 23H226V24L224 23L225 21L228 22V19H230V17H231L230 15H231L232 11L225 9V8H227L229 6V0H180V1L178 0V2ZM231 4H230V8L228 7L227 9H231ZM262 4H264V0H263V2H261V5ZM262 6H264V5H262ZM173 9H172V11H173ZM224 10H225V12H224ZM226 11L228 13H230V14H228ZM221 13L223 15H224V13H226L227 16H225V15L223 16ZM219 14H221V15H219ZM122 19H124V18L121 17L120 21ZM124 22L125 21H123V23H122V21H121V24H122L123 28L125 26V25L123 26ZM172 23H173V25H172ZM174 23L175 24L177 23L176 27H175ZM220 24L221 25L223 24V25L221 26ZM227 24L229 25V28H228ZM172 26L174 27V29L172 28ZM177 27H178V29H177ZM222 27H223V29H222ZM175 28L177 29V31H176ZM170 30L173 31V33L176 31L174 34L171 32L172 36H173V40H172V38H170V37H172L170 35L171 34ZM228 31H230V32H228ZM222 39L223 40L227 39V41L222 42ZM220 41L222 42L221 45H220ZM228 42L226 44H230ZM175 44H176V47H175ZM222 44H223V46H222ZM260 48H262V50L264 52V46L262 45ZM112 50H113L112 51V54H113L115 49H112ZM141 50H143V51H141ZM139 52H140L141 55L139 54ZM137 53L140 55V57L138 56ZM144 53L148 54V56H147V54L145 56V58H146L145 61L143 59L144 58ZM137 56L139 57L138 59H137ZM106 59H107V57H106ZM142 59H143L144 66H143V64H141L142 63ZM158 60H159V62H157ZM138 63H140V67H139ZM150 63H152L151 66H148V64L150 65ZM105 65H107V67ZM110 65L114 66V72L112 71L113 68ZM141 65L143 67H141ZM110 67H111V69H109L110 70L109 71L108 68H110ZM158 68H160V69H158ZM162 68H163V64H162ZM145 69L148 70L149 73L151 71V73L148 74V72H146ZM101 70H104V71L102 72ZM152 71H154V72H152ZM155 71H157V72H155ZM164 71H165V69H164ZM110 72H113L112 75L110 74ZM103 73H105L106 76H108L109 74L111 76H113V79H111V76H109L110 78L108 79L109 80L108 82L112 81V83L109 84V90L108 89L105 90L103 88L104 85H103L102 82H104L103 80L105 79V78L102 79L104 77V76H102ZM107 73H108V75H107ZM159 73H161V75H159ZM163 73H164V75H163ZM105 74H103V75H105ZM150 75H151V78H150ZM100 76H102L101 79H100ZM160 77H162V78L160 79ZM164 77H166V80H167V78H169L168 83H165V80H162ZM107 78L105 79L106 81H107ZM110 79H111V81H110ZM154 79H155V81H154ZM159 80L161 82H159ZM44 82L49 83V84L51 83L50 87L52 89L50 91L55 90L57 87H59V85H58L59 82L58 81H57V83L56 82L54 83L53 80H46ZM100 82L102 83V85H101ZM162 83H163V85H162ZM111 84H112L113 87H111ZM166 84H169L170 87L168 88V86ZM53 85L56 86L55 89H54ZM261 86L264 88V83H262V85L260 84L259 86H257V88L258 87L260 88ZM100 87L103 88V91H102V89ZM262 87H261V89H263ZM110 89L112 90V92H110L111 91ZM156 91L158 92V94H157ZM53 93H54V91H53ZM104 93H105V95H104ZM107 93H111V94H107ZM262 93H264V89H263V91H261V93H260L261 95L258 93L259 96H262ZM51 95H56V94H51ZM84 95H85V97H88V99L89 98L91 99V96L89 95V93H85ZM97 95H98V93H97ZM108 95H110V96H108ZM259 96H258V100H260ZM41 97H42V99L45 98L42 95H41ZM49 97H50V99H52L51 103L49 102L50 101ZM55 97H56L57 101L54 102ZM151 97H152V99H151ZM107 100H108V102H107ZM40 101H42V102H40ZM97 101H96L95 104H97ZM154 101H155V104H154ZM107 103H109L110 107L108 105H106L107 109H104L105 111L103 112L102 108L105 107V105L103 107V104H107ZM47 105H49V106H47ZM45 107H47L46 110H45ZM256 109H257V106H256ZM97 110H95V111H97ZM33 111H34V109H33ZM81 111H82V113H81ZM107 111L109 113H107ZM147 112H149V113H147ZM55 113H57V112L55 111ZM92 113L95 116L94 115L92 116ZM40 114L41 113H39V115ZM25 115L28 116L27 113ZM80 115H83L85 118L86 117L87 118L89 117V118L88 119L86 118V120H84L85 118L83 116H80ZM89 115H91V117ZM24 117H26V116H24ZM79 117H81V118L83 117L82 120H78V119H80ZM26 118L29 119V122H30V117L29 118L26 117ZM91 118H93V121L96 122L97 124L92 122ZM106 118L109 119V122L107 121ZM35 119H36L35 117H33V118L31 117V122H35L34 121ZM69 119H71V121L74 122V123L72 124V122H69ZM90 119H91V121L89 122L88 120H90ZM78 121H80V122H78ZM85 121L88 124H85ZM77 122H78V124H77ZM60 123L62 125L68 126L69 128L68 127H66V128L64 127L65 129H63V127H60L61 126ZM75 123H76V127L77 128L75 127ZM252 123H253V125H252L251 131H250V135L251 136L249 138V146H250L249 149H250V151L246 153L249 156V158H250L251 171L243 176V178L244 177L245 178H244V180H242V184H241L244 187L243 188L244 189V196H243L244 212H243V218L245 219L246 224H247L248 227L245 230H243V229L241 231L239 230V232H240L241 237H245V235H249L252 238V240H254L253 242H254L255 245L254 244L253 245L256 246V247H254L255 248L254 256L251 257V255H250V259L248 257L249 261H248L247 258H245V260L243 259L242 263L239 262V264H250L252 259H253V263H255V261H257L255 264H264V114L259 113L258 116H255L254 118H252ZM33 124L31 123L30 125H33ZM77 125H80V126H77ZM91 126L95 127V128L93 129ZM58 127H59V129H58ZM89 127H91V128H89ZM99 127H100V130H99ZM106 127H108V128L106 129ZM54 128H55V130L57 129L58 131H62V132L65 131L66 133L64 132V134H62V132L55 131L57 133L54 132L55 133L54 134L53 133L54 130H52ZM72 128H75L77 130L72 129ZM80 128H82V129H80ZM101 128H102V130L103 129L108 130V132L105 131V130L102 131ZM96 129L98 131H102V133H104L105 135L101 134ZM71 130L72 131L74 130L76 132L78 131V133H75V132L73 133ZM94 130H96V131H94ZM109 130H111V131H109ZM30 131H32V130H30ZM21 132H23V133H21ZM47 132H48V134H47ZM49 132H51V134ZM68 132H72V133H70V134H72V137H74V135L79 137L78 134L80 133L81 135H80L79 138H80V141L82 140L81 141L82 143L80 145H82L83 148H84V146L86 147V145H87L86 148L90 147L89 149L84 148V152H83V150L81 149L82 147H80V145L78 146V148L82 150V153L80 152L81 153V157H79L80 155H79V153L77 151L74 152L75 150H77L76 149L77 146L74 145V144L73 145L71 144L72 140H74V141H72L73 143L75 142L76 137H75V139L74 138L72 139V137H70V136L68 138L67 137L69 135ZM16 133L19 134L18 132H16ZM43 133L45 135H48V138H46L47 136H45ZM59 133L61 135H64V137H67L65 139L66 142L68 141L67 143L65 142V144H67V145L63 144L65 140H63V138L60 139L61 135H58ZM98 133L100 134L101 137L99 136ZM38 134L40 136H42V134H43V136L39 137ZM88 134H89L90 137L88 136ZM95 134H96V136H95ZM107 134H109V135H107ZM22 135H26V136L23 138ZM52 135H54V136H52ZM85 135H87V136H85ZM106 135H107V137L109 139L112 140V141H110V144H108L109 139L107 137H105ZM56 136L60 137V138L57 139ZM110 136L112 138H110ZM20 137H22V138H20ZM49 137H51V138H49ZM86 137H88V138H86ZM39 138H41V140H39ZM105 138L108 139V140H106ZM234 138H233V140L230 139V144L236 142V138H235V141H234ZM59 139L62 140L63 142L62 141L59 142L60 141ZM84 139L86 141H88V142H86ZM90 139H92L93 142H90ZM167 139H168L169 143H167ZM42 140L44 142H42ZM54 140H55V142H53ZM51 141L53 143H51ZM56 141H58V143H56ZM23 142H24V145H26V146H27V144H28V146L32 145V147H34L36 149L35 150L34 148L28 147L27 150L31 151L29 153L30 156L26 152L25 153L22 152L23 151L22 149H24V148L26 149V146H23ZM45 142L47 144H45ZM84 142H85V145H83ZM89 142H90V144H88ZM165 142H166V144H165ZM51 144H52V147L54 146V148H51V147L47 146V145H51ZM55 144L57 146H55ZM58 144L61 146L60 150H59L60 151L59 153H61L62 151L66 150V148L67 149L69 148V150L64 151V153L62 152L63 153V154L61 153L62 155L60 154L61 157L58 154H56V155L54 154V152L58 153V148H59ZM16 145H17V147H16ZM64 145L67 146V147L64 148L65 147ZM88 145H91V146H88ZM107 145H108V147H105ZM164 145H166V146H164ZM231 145L228 144V146L232 148L233 152H237V150L239 149L238 144L236 145V143H234V144H231ZM73 146H75V147H73ZM7 147H10L9 151L7 150L8 149ZM14 147H16V149L18 148V150L17 151H16V149L14 150ZM62 147H63V150H61ZM70 147L74 148V149L72 148L74 150L73 154H72V150H71ZM46 148L50 152H47ZM19 149L22 150L21 152H22L23 155H26V154L28 155L27 158H28V160L30 159L29 161L26 160L25 157H24L25 159L22 158L23 155L20 153ZM91 149H94V150H91ZM101 149L103 150V151H101L102 153L100 152V154L98 153V155H97L96 152L100 151ZM6 150H7V152H6ZM12 150H13L14 153H16V152L18 153L19 152L20 156H22L21 157L22 160H19L21 158L17 159L19 154L15 155V154L11 153ZM33 150H35V151H33ZM52 150H53V152H52ZM70 150H71V153L69 152ZM81 150H79V151H81ZM95 150H97V151L95 153H92ZM35 152H36L35 155H37V156H34ZM65 152H67L68 154L65 153ZM105 152H107V153H105ZM37 153H39L40 155H38ZM43 153H45L44 154L45 159L44 158H40L41 156L44 157ZM84 153H86L87 156H85ZM11 154H13V156L15 155V157H12ZM74 154L75 155L77 154V156H78V157L75 156L77 161L75 160V158H73ZM82 154L84 155V159L85 160L83 159V155ZM92 154H93V157H92ZM2 155L3 156L5 155V156L3 157ZM10 156L12 157V160H10L11 159ZM32 156H34V158H36L38 160V162H37L36 159H35V160H33V162L36 161L37 163H39L40 160L43 161V162H45V160L49 161L50 158H51L52 162L54 161V159L58 160L59 158H60V162L61 161L62 162L59 164V160H58V161H56L58 163L57 164L54 161L53 163L51 162L52 166H50L51 164H48V163H50V161H49L48 163H46V169H45V166H44L45 163L42 164V162H41L39 165H36V166H38V168L37 167L35 168V165H33V162L31 161L32 159H34ZM47 156H48V159H47ZM68 156L72 157V159L70 160ZM102 157H105V158H102ZM6 158H9L10 161L8 162V160ZM38 158H40V159H38ZM80 158H82V159L80 160ZM154 158H155V163L153 161ZM14 159H16V160H14ZM23 160L27 161L28 163L30 161L32 162L30 166L31 167L34 166V167H32L30 169H32L31 171H35V173L31 172L30 169H27L29 165H28L27 162H22ZM64 160L68 162V165H66V166L64 165L62 167L61 164L63 163ZM68 160H70V162L72 161L73 165L71 163H69ZM82 160H84V161H82ZM148 160L149 161H153V162H151V164H148V162H149ZM74 161H75V163H74ZM12 162L13 163L16 162V163H14L15 165L14 164L12 165L11 164ZM19 162H22L21 165L23 166V168H22V166H20ZM36 162H35V164H36ZM84 162H86V163H84ZM98 162L99 163L101 162V163L99 164ZM17 163H19V165H17ZM23 163H25V164H23ZM65 163H63V164H65ZM26 164L28 166H25ZM53 164L56 165V167ZM69 164H70V167H68V170H69L68 171L67 170V166H69ZM94 164H96V165L99 164V165H97L99 167H95L96 165H94ZM146 164H148V165H146ZM76 165H78V166H76ZM163 165L166 168H164V167L162 168ZM71 166H73V168H71ZM115 166L119 167L120 171L118 169L116 170L117 172L119 171L118 172L119 174L117 172H114L115 169L117 168V167L115 168ZM120 166H121V168H120ZM19 167H21V168H19ZM85 167H87L89 170L87 168H85ZM151 167L154 168L153 170H155V171H153V173H152V171L149 170ZM33 168H34V170H33ZM51 168H55V169L53 170ZM96 168H98L97 169V171H98L97 173H96ZM109 168H110V170L113 169L114 171L113 172L110 171ZM129 168H130V170H128ZM140 168H142V169H140ZM23 169H27L28 173L30 171V173H29L30 175ZM35 169H37L38 171L35 170ZM41 169H43V171ZM60 169L62 171L63 170H66V171H64L62 173V171ZM79 169H82V170H79ZM83 169H84V171H83ZM94 169H95V171H94ZM126 169H127V171L130 172V175L129 176L125 175L126 177H124L123 175L125 173H128V172L125 171ZM10 170H12V171H10ZM85 170H86V172L88 174L87 176L84 175V173L86 174ZM122 170H123V172H121ZM5 171H3V172H5ZM77 171H78V173H77ZM136 171H138V172L136 173ZM160 171L161 172L164 171L165 173H161ZM22 172L24 173V175L20 174ZM71 172L72 173L74 172V173L71 174ZM90 172H91V174H90ZM110 172H112V174ZM133 172L135 174H137L139 177L136 176L135 174H134L133 178L130 177ZM142 172H143V174H142ZM150 172L153 175L152 178H150L151 174L146 176V174H148ZM31 173H33V174H31ZM42 173H43V175H42ZM75 173H77V175ZM79 173H80V177L78 176ZM139 173H140V175H139ZM154 173H156V174L161 173V175L162 174L164 175V177H163V176H161L159 174L162 177L160 182L162 181V183H164V185H166L165 188H167V189H166L165 192L164 191L161 192L159 190L160 186L158 185V183H159L158 178H157V180H155V182L156 181H158V182H156V183L154 182L153 178L154 179L156 178V176H155L156 174H154ZM170 173L173 174V175H171ZM54 174H56V175H54ZM74 174H75V176H74ZM50 175H53V178H52V176L48 177ZM108 175H109V177H108ZM113 175H115V176H113ZM77 176H78V178H77ZM90 176H92V178H94V179H98L100 183L99 182L96 183V181L93 180L92 178H90ZM121 176H122V178H121ZM173 176H175V178L177 179L178 182H175L176 180H175V178ZM2 177H5V175L3 174ZM107 177H108V180L105 179ZM135 177H136V179H138L137 181L134 180ZM37 178H39L40 181ZM48 178L49 179L52 178L51 182H49L50 180H48ZM73 178H75V180ZM145 178H147V179H145ZM169 178H171V179H169ZM33 179H35V180H33ZM41 179L42 180L46 179V180H44V183H43V181ZM104 179H105L106 183L104 182ZM109 179H113L114 182L115 181L116 182L117 181L120 182L119 183L120 186H118V182H117V184H116V182L113 184V183H111V181ZM129 179L131 181L132 180L133 181L131 182ZM141 179L146 180L145 181L146 183H144V181L141 180ZM148 179H149V181H151L150 183H147V182H149ZM27 180H28V182H27ZM63 180H64V182H63ZM87 180H89V182ZM172 180H175V181H172ZM30 181H32V182L30 183ZM75 181H77V182H75ZM90 181H91L92 184L90 183ZM94 181L98 185L102 184V185H99L101 188L98 185H95L93 183ZM123 181L126 183V185L124 184ZM142 181H143V183H141ZM134 182H135V184H133ZM138 182L140 184H138ZM173 182H174V184L175 183H177V184L174 185ZM24 183H25V187H24ZM28 183H29V187L27 188L26 186H28L27 185ZM86 183H88V184H86ZM130 183L133 185V187H131L132 185ZM104 184L106 185V187H105ZM115 184H116V186H115ZM123 184H124V186H123ZM145 184L146 185L149 184V187L151 186L150 187L151 190ZM159 184H161V183H159ZM4 185H5V187H3ZM30 185H31V187H30ZM107 185L109 187L111 186V189H112L113 185H114V187H113L112 190H108L109 187ZM139 185H141L140 188H142V189L139 188ZM156 185L158 186V188H156ZM167 185H169L170 187L167 186ZM94 186H95V189H94ZM102 186H104V187H102ZM121 186H123V187H121ZM142 186L146 187V189H148V190L145 189V191H146L145 192L143 190L144 188ZM88 187H90L91 189H89ZM117 187H119V188H117ZM180 187H183L184 189L181 188L182 190H178V188H180ZM200 187H201V189H199ZM24 188H25V190H23ZM51 188L53 189V191H52ZM96 188H98V189H96ZM105 188L107 189L106 194L104 193ZM134 188H135V190L139 189L138 190L139 193L137 192V190L134 191ZM170 188L172 190H170ZM26 189H28V190L26 191ZM49 189L51 191H49ZM116 189H117V191L115 193L114 191ZM123 189L126 190V193H125V191H123ZM168 189L170 191L169 195H168V191H167ZM187 189L189 190V193H191V194L183 193L184 190H185V192H187L188 191ZM202 189H203V191H201ZM34 190H36V191H34ZM119 190H122V191H119ZM130 190L131 191L133 190V191L131 192ZM152 190H153L154 193L152 192ZM191 190H193V191L191 192ZM158 191H159V193H158ZM181 191H182V193H181ZM12 192H13V194H12ZM18 192H20V194ZM28 192H31V193L27 194ZM50 192L52 194V197L49 195ZM122 192H124V193H122ZM130 192H131V194L132 193L134 194V195L132 194V198L134 196L133 199L131 198V194H129ZM135 192H136V195H135ZM149 192H150V194H149ZM175 192L177 194H175ZM82 193H84V196L82 195ZM143 193H146L147 195L149 194L148 195L149 197L146 198L147 201L145 200V197H147V195L143 194ZM166 193H167V196H166ZM14 194L16 196H14ZM46 194L49 197L47 196V198H46ZM53 194H54V196H53ZM101 194L104 196V198H102ZM112 194L116 195L118 198L114 199V197H116V196H113ZM125 194H127L128 197ZM187 194L190 195V197H192V199L190 197L188 198ZM120 195H122V196H120ZM151 197H153L154 200ZM49 198H51V199H49ZM52 198H54V199L52 200ZM100 198H102V199H100ZM158 198H159V200H158ZM55 199L57 200L56 203L54 202ZM113 199L116 200V202H117L118 199H122L126 204H129V205H126L125 203L123 204V202L121 203L120 200H119V202H117V203H120L119 204L120 206H118V204H116V202ZM128 199L130 201L131 200L132 201L135 200L137 203L135 201H134V203L132 201L131 202L130 201L126 202ZM138 199L139 200L141 199V200L138 201ZM43 200H41V201H43ZM99 200H102V201L100 202ZM148 200H150V201H148ZM171 200H172V202H171ZM58 201L60 202L59 204H58ZM144 201H145V203H144ZM168 201H170V202H168ZM105 202H107L108 204L105 203ZM148 202H149L150 205H148ZM174 202H177L176 207H175V205H173ZM5 203H6V205H4ZM130 203L131 204L133 203L134 207H132L133 205H131ZM140 203H142V205ZM45 204H46V202H45ZM111 204L113 206H111ZM152 204L155 207H152L153 206ZM64 205L68 206V209L71 212H69V210L65 206V208H64L65 212H66L65 213L63 211V208H62V206L64 207ZM205 205H207V206L205 207ZM6 206L8 208H6ZM129 206H130V208H132V211L137 214V216L140 214L138 216V218L135 216L136 215L135 213L133 214V212H131V211L129 212V210H131V209L126 211L127 214L125 213V210ZM135 206H137V207H135ZM177 206H178V209H177ZM179 206H181V209H180ZM185 206H186V208H185ZM107 207H109V208H107ZM139 207L141 209H143V211ZM165 207L167 209H165ZM4 208H6V210ZM120 208H122V209H120ZM138 208H139L140 211H138ZM174 209H175L176 213H178V215L176 213H174ZM3 210L6 211V213L9 212V215L12 216V217H10L8 215H5L6 213H4ZM166 210H168V211H166ZM146 211H148V212H146ZM142 212H144V213H142ZM2 213H4L5 216H3ZM65 214H68L67 215L68 217ZM117 214L115 216L116 218H118ZM125 214H126V216H125ZM164 214H165V216H164ZM47 215H50V214L48 213ZM78 215H80V214L78 213ZM128 215H130V217ZM171 215H172V220L170 221L169 219L171 218ZM167 216H169V217H167ZM177 216H179L180 219H179V217L177 218ZM191 216H192V218H191ZM193 216H198V217H196L197 220H195V217H193ZM202 216H203L202 219H198V218H201ZM9 218L12 219V220H10ZM186 218H189V219L186 220ZM121 219H120V221H121ZM182 219H183V221H182ZM144 220H147V221L144 222ZM160 220H162V221H160ZM9 221H11L13 223L11 224V222H9ZM53 221H50V222L47 221L48 225H50L49 223H52ZM70 221H72V223ZM133 221H135V220H133ZM172 222H174V223H172ZM4 223H5V225H4ZM21 224L22 223H19V226ZM72 224H75V225H72ZM180 225L183 226V227H181ZM186 225H188L187 226L188 228L190 227V225H191L192 229L193 228H197V229H193V230L190 228L192 231L190 232V234L188 233V235L190 237L192 236L191 237V240H192L191 242L194 243V244L192 243L194 246L192 244H190V240L189 239H188L189 241L186 240L187 238H190V237H188L187 233L185 232L186 230L184 232L182 230V229H184V227H186ZM19 226H18V223H17V227H19ZM30 226L33 227L31 224H30ZM44 226L46 227V224ZM174 226L175 227L179 226V228H177V230H176V229H174ZM21 227L22 226L19 227L20 230H21ZM180 227H181V229H180ZM187 227L185 229H187ZM19 229L17 231H20ZM45 229L43 231L46 233ZM53 229H54V231H56L55 235L57 233H59L58 234L59 238H58V236L56 238L55 235L54 236L52 235V234H54ZM190 229H188V230H190ZM73 231H75V232H73ZM176 231H178V232H176ZM180 231H182V232H180ZM12 232L14 233V235H13ZM41 232L42 231H40V233ZM66 232H68V231H66ZM10 233H12V234H10ZM35 233H36V231H35ZM17 234H19V232ZM157 234L160 235V236H158ZM166 234H167V236H166ZM178 235L180 236L179 239H178V237H179ZM181 236L183 238L185 237V240H181ZM39 237L44 242V238H45L44 234H41V236H38V238ZM42 237H44V238H42ZM53 237H55L54 239H56V240H54ZM16 238H17V235H16ZM41 239H39V240H41ZM177 240H179V241H177ZM180 240L182 241V243H180ZM5 242H10V243L8 244V243H5ZM39 242H41V241H39ZM183 242H184V244H183ZM26 244H27L26 246L24 245L25 247H27L26 250H29V248L34 247V245H31V243H29V244L26 243ZM207 244L212 245V243L209 242V240H208ZM11 245H13V243H11ZM157 245L161 246L162 244H160V242H157ZM28 246H30V247H28ZM187 247H188V251H187ZM22 248L20 249V251L22 250ZM34 249H35V247H34ZM34 249H32V250H34ZM23 250H25V249H23ZM23 250H22V252H23ZM32 250H30V253H26L24 251L22 253V255L26 254V256H27L28 254H30V256L28 255L29 259H30L31 255L33 256L34 255L33 253H35ZM184 250H186V251H184ZM191 251H194L193 253H191L193 255L189 254V257H188V254L186 255V253H190ZM27 252H29V251H27ZM19 254H20V252H19ZM184 254H185V257L183 256ZM180 255L183 256L182 258L180 257V261H181V259H183L181 262L179 261V256ZM201 255H204V252H201V254H199V256H201ZM255 255L257 256V258H255ZM23 256H25V255H23ZM28 256L26 257L27 259L25 257L22 259L21 255L20 256L18 255L17 258H18L19 262H21V263L23 262L24 259L26 260V262L27 261L31 262L32 259L29 260ZM70 256L68 257V259L71 258ZM63 257H65V255H63ZM186 257H188V258H186ZM65 258H63V259L66 260ZM176 258H177V260H176ZM189 258H192V259H189ZM70 261H72V260L70 259ZM190 263H187V264H190ZM195 263H196V261H195ZM253 263H251V264H253Z\"/></svg>", "mask_w": 264, "mask_h": 264}]
</instances>
